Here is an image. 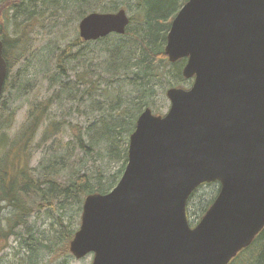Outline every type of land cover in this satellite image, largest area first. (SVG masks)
Instances as JSON below:
<instances>
[{
  "label": "water",
  "instance_id": "obj_1",
  "mask_svg": "<svg viewBox=\"0 0 264 264\" xmlns=\"http://www.w3.org/2000/svg\"><path fill=\"white\" fill-rule=\"evenodd\" d=\"M126 11L90 12L79 37L124 34ZM0 39V96L7 68ZM164 54L185 58L189 88L172 86L169 108L146 107L128 137L115 186L83 199L70 254L90 264H228L264 228V0H186L170 22ZM218 192L190 224L186 206L202 183Z\"/></svg>",
  "mask_w": 264,
  "mask_h": 264
},
{
  "label": "trees",
  "instance_id": "obj_2",
  "mask_svg": "<svg viewBox=\"0 0 264 264\" xmlns=\"http://www.w3.org/2000/svg\"><path fill=\"white\" fill-rule=\"evenodd\" d=\"M185 1L29 0L31 4L29 6L32 7L30 10L29 6L25 7V0H0V38L3 42L2 55L7 65V75L0 98V214L5 209H11L9 217L4 220L0 218L2 243L0 244L5 246L10 237L17 236L14 224L26 226L25 218L30 213V206L50 205L54 231H57L51 233L50 244L40 243L28 247L26 264L37 263L40 259L37 252L39 247L45 248L56 258L70 255L68 243L77 228L71 223L65 224L60 214L54 216V211L77 204L76 215H79L80 205L86 195L106 193L116 184L127 157V146L124 145L123 149H120L119 143L126 141V136L134 129L138 115L145 106L150 105L149 99L153 98L156 85L161 84L162 87L190 85L191 80L184 79L181 74L185 59L171 63L164 54L170 22ZM121 8L131 13L125 33L122 35L112 33L95 41H83L76 33L73 42L63 47L56 55L54 66L50 69V88H56L55 91L45 102L29 104L25 122L19 129L17 137L13 139L7 137L5 131L11 127L13 113L4 115L2 106L5 104L2 99L10 83L9 74L13 66L24 58L28 44L27 31L24 30L22 34L14 37L15 45L11 47L6 36L9 25H13V29L18 26L33 27L37 23L40 24L39 17L47 14L43 19L50 18L54 25L62 19L61 24L64 27L77 23L90 12H115ZM17 16L23 17L20 24L16 20ZM94 42L101 44L99 48L102 50H100L102 56L99 53L95 54L99 48L91 50L82 47ZM72 46H78L79 49L73 53ZM68 58L71 61L82 59L84 64L73 65L70 68L74 75V80L71 81L65 77ZM92 60H95V66L91 65ZM97 70L99 74H96ZM21 84L17 86L19 91L24 89L26 83ZM124 88H128V91L123 92ZM66 101L76 103L77 111L78 104L85 101L90 102L88 107L90 111L106 112L107 115L98 113L100 117L84 129L86 140L80 127L71 126L65 115L59 119L51 117L48 119L47 112L50 107L54 103L60 107ZM46 119L48 122L37 143L35 140L38 131ZM66 125H70L71 129L75 127L76 132H71L70 140L84 152V156L92 157L97 150L102 151L111 160L120 161V169L111 176V179L104 178L103 172L99 169L96 170L95 179L90 178L86 172L81 173L75 169L71 170L64 181L60 179L61 172L73 165L69 161L68 146L66 144L61 146V143L65 142H62L61 138L54 142L51 136L54 130ZM46 144H49V147L45 156L38 168L32 170L29 168L28 157L31 150ZM79 158L81 162L83 157ZM215 195L202 209L200 216ZM27 199L31 203H28ZM34 242L40 241L36 239ZM4 246L0 247V250ZM228 264H264V228L250 245L240 250Z\"/></svg>",
  "mask_w": 264,
  "mask_h": 264
},
{
  "label": "rangeland",
  "instance_id": "obj_3",
  "mask_svg": "<svg viewBox=\"0 0 264 264\" xmlns=\"http://www.w3.org/2000/svg\"><path fill=\"white\" fill-rule=\"evenodd\" d=\"M25 7L31 5L29 4V0H25ZM30 10L32 9L29 6ZM38 11V9H36ZM127 14L130 16V11L126 10ZM47 16L45 14L42 18L39 17L40 24H35L33 27H23L18 26L16 29H13V25H9L7 31V40L8 44L13 47L14 37L19 34H22L23 31H27V48L25 50V56L22 60H20L15 66H13L12 71L9 74V85L5 91V95L3 96L2 102L5 104L2 106L4 110V115L13 113L11 127L8 128L5 133L7 137L13 139L17 137L19 129L25 122L27 112L29 110V104H41L50 98V94L55 91L56 88H50V69L54 66V61L56 55L59 51L67 46L69 43L73 42L74 36L76 33L78 34L77 23L69 24L67 26L62 27L63 20H58L56 24H53L51 19H43ZM22 16H17L16 20L20 24L22 20ZM101 46L100 43H90L87 46L82 45V47L96 50ZM72 52H76L79 48L78 46L71 47ZM101 48L99 51H96L95 54L99 53L102 56ZM95 56V55H94ZM69 59V58H68ZM67 59V60H68ZM89 59V58H88ZM97 63V61H96ZM84 65L82 59L77 61H71L70 59L66 65V75L67 80H74V75L70 71V68L73 65ZM86 64V61H85ZM91 65L95 66V60H92ZM82 69V67H81ZM101 70V69H100ZM100 72L97 70L96 74ZM25 82L24 89L19 91L18 85H22L21 83ZM185 87H188V85ZM81 88V87H80ZM168 88L166 85L162 87L161 84L156 85L154 89V96L150 98L149 107L153 113L163 114L169 108V101L165 96V91ZM51 89V90H50ZM128 88H124L123 92H127ZM48 105V102L45 103ZM43 105V104H42ZM90 102L81 101L78 104V111L76 110V103H70V101H66L60 107L54 103L49 111L47 112L48 119L51 118H61L60 116L65 115L66 120L70 123L71 126L77 125L82 130V134L84 133V129L90 126L96 119L100 117L98 113L106 112H98V110H92L88 108ZM146 107V106H145ZM144 107V108H145ZM46 109V108H44ZM77 111V113L75 112ZM46 119L40 130L38 131V136L36 137V142L39 140L40 133L45 129V125L48 122ZM70 125L62 126L58 130H54L51 137H53L52 141H56L57 139H62L61 146H68V154L69 161L72 163V167L66 168L61 172V180L69 175L72 169L78 170L81 173H85L90 176V178L95 179L96 170L99 169L103 172L104 178L111 179V176L116 173L118 169H120L121 163L120 161L111 160L106 156L102 151L95 150L94 155L92 157L84 156V152L81 151L75 144H73L70 140L71 132H76L75 127L73 129L70 128ZM58 131V132H57ZM58 134V135H56ZM56 135V136H55ZM84 140H86V136L83 134ZM38 143V142H37ZM128 143V135L126 136V141H121L119 143L120 149H123V146H127ZM50 144V143H49ZM49 144L38 146L33 151L31 150L29 157V168L32 170L38 168L42 158L45 156L46 151L48 150ZM56 150V149H55ZM73 151V153H72ZM64 153H66L64 151ZM71 153V155H70ZM79 157H83L81 162L79 161ZM70 163V164H71ZM70 169V170H69ZM39 170V169H38ZM46 187V186H45ZM218 190V185L209 183L203 184L199 186L191 196L188 202V216L191 224H194L198 221L199 216L201 214L202 209L207 205L209 200L215 195ZM28 203H31L28 199L26 200ZM44 205V204H43ZM80 205V204H79ZM77 204L70 205L66 209L57 208L54 211L53 215L60 214L63 216V220L65 224L73 225V227L77 228L78 223L76 220L80 221V213L76 215ZM81 206V205H80ZM30 213L26 216V226L17 225L15 226V231L18 233L17 236H12L8 239L7 244H4L0 247H3L0 250V264H26L28 261L26 259L29 254L28 247H34L42 244H50V236L51 233H57L54 231V226L52 223V217L50 212V205L45 206H30ZM11 209H5L0 214V218L4 220L9 217ZM77 222V224H76ZM75 223V225H74ZM58 226H56V230ZM40 241L39 243L34 242V240ZM30 243L29 245H27ZM40 254L38 261L36 264H90L92 259V254H87L86 256L76 259L71 254V256H65L61 258H56L50 254L48 250L45 248H40L37 250Z\"/></svg>",
  "mask_w": 264,
  "mask_h": 264
}]
</instances>
